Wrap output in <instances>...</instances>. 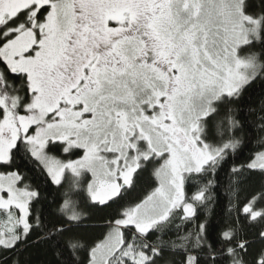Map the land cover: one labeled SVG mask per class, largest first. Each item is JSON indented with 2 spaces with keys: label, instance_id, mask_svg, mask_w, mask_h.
I'll use <instances>...</instances> for the list:
<instances>
[{
  "label": "snow or ice",
  "instance_id": "snow-or-ice-1",
  "mask_svg": "<svg viewBox=\"0 0 264 264\" xmlns=\"http://www.w3.org/2000/svg\"><path fill=\"white\" fill-rule=\"evenodd\" d=\"M225 5L0 0V264H264V0Z\"/></svg>",
  "mask_w": 264,
  "mask_h": 264
},
{
  "label": "trees",
  "instance_id": "trees-1",
  "mask_svg": "<svg viewBox=\"0 0 264 264\" xmlns=\"http://www.w3.org/2000/svg\"><path fill=\"white\" fill-rule=\"evenodd\" d=\"M152 171L151 168H149L148 173ZM148 173L144 174V177L141 181V184H144L145 182L150 183V178ZM211 173H207L204 176H191L188 177L186 187H185V192L188 195V198L191 199L192 193L197 191L198 187L206 183L208 180H210ZM141 184L137 185V188L128 196L126 197V203H131L136 200V198L141 194L140 193V187ZM220 184H221V193L224 192V176L223 173L221 174V179H220ZM247 188V185L242 186L241 192H240V200L243 201L247 197V192L244 190ZM230 196V193H229ZM229 202L228 199L222 198V197H217L214 198L212 201H210L208 204H206L203 208H199L200 211V216L199 219L196 221L189 222L187 227H192L193 225L199 224L200 221H206V224H212L215 223L217 225L216 228V239L220 244H223L225 247L227 246V241H220V233L228 226L227 223H225V219L227 218L228 221H231L233 219L232 216H229L228 214L221 215V213H224L225 207L227 203ZM215 204L216 206L213 208L212 205ZM82 211H87L86 209H82ZM180 213H175L173 215V218L171 222L165 226V228L162 230V237L166 241V246L168 248L171 247V241L175 239V233L177 232L176 225H185L184 221H181L179 219ZM243 222V221H242ZM261 223H264L262 221ZM192 230L195 231V228L192 227ZM249 229L245 225L243 231L239 232L237 235V238H242ZM250 238V237H249ZM153 240L155 241V236L153 237ZM235 243V241H233ZM157 264H182V261L178 255L172 252H165L164 255L157 261ZM224 264H228V261H224Z\"/></svg>",
  "mask_w": 264,
  "mask_h": 264
},
{
  "label": "rangeland",
  "instance_id": "rangeland-1",
  "mask_svg": "<svg viewBox=\"0 0 264 264\" xmlns=\"http://www.w3.org/2000/svg\"><path fill=\"white\" fill-rule=\"evenodd\" d=\"M232 2H233V0H228V3H232ZM220 4L222 6L218 9L217 14L224 15V16H230L232 14V11H231V9L226 7L225 0H220ZM161 179H164V173L163 172L161 173ZM156 210L157 209H156L155 205L150 206V209H149L150 212H155Z\"/></svg>",
  "mask_w": 264,
  "mask_h": 264
}]
</instances>
